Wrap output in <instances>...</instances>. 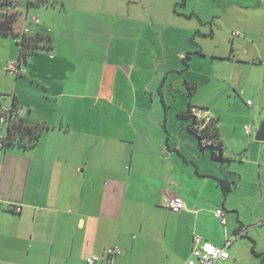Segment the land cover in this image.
Here are the masks:
<instances>
[{"label": "crops", "instance_id": "1", "mask_svg": "<svg viewBox=\"0 0 264 264\" xmlns=\"http://www.w3.org/2000/svg\"><path fill=\"white\" fill-rule=\"evenodd\" d=\"M87 1L29 5L15 0L12 31L0 33V108L14 102L25 123L42 127L34 145H0V264H87L85 258L92 254L101 258L96 264H105L109 247L119 249L111 264H185L195 235L223 246L238 232L241 235L227 246L228 258L217 264H264V242L257 251L262 254L255 253L259 260L245 254L258 245L251 229L264 226V141L251 140L256 113L262 111L247 99L252 119L237 127L223 111L205 103L215 119L223 160L198 156L189 137L178 132L183 128L182 109L171 105L164 89L175 68L169 41L163 37L165 29H170L171 42L207 35L193 26L194 21L262 27L259 34L264 37V0H209L202 10L186 2L180 11L173 8L179 0H172L173 16L160 30V45L146 44L144 21L133 25L127 19L122 39L133 45L132 53L117 58L125 62L121 68L111 64L99 72L89 66L90 41H81L70 30L74 24L97 26L93 11L102 4L96 8ZM2 7L0 11L7 10ZM22 30L51 39L49 47L33 52L23 63L13 40L6 38L11 33L17 40ZM236 42L245 47L240 39ZM176 52L182 60L188 55L189 64L193 52ZM255 54L246 51L247 59L238 60L255 59L259 52ZM109 55L100 58V64H110ZM9 59H18L24 74H3L1 67ZM239 63L240 70L229 78L232 86L239 84L234 74L246 69ZM103 80L108 85L101 94ZM194 84L190 81L186 87L193 90ZM192 124L191 118L186 128ZM249 124L252 131L247 135L244 125ZM1 128L0 136L5 134ZM216 178L232 183V189L224 195ZM174 194L185 202L179 213L164 204ZM144 206L155 210L144 212ZM219 207L226 212V225L214 213ZM158 208L167 209L169 217L161 218Z\"/></svg>", "mask_w": 264, "mask_h": 264}, {"label": "rangeland", "instance_id": "2", "mask_svg": "<svg viewBox=\"0 0 264 264\" xmlns=\"http://www.w3.org/2000/svg\"><path fill=\"white\" fill-rule=\"evenodd\" d=\"M171 1L172 0L87 1L91 6L95 5L96 8L102 4L103 8L93 11L97 15V26L93 28H85L74 24L70 30L72 34L80 37L81 41H90L89 52L92 58L89 62V66L91 67V70L94 72V69H97L99 72L102 66L103 70H108L112 68L111 64H115L121 68V64L125 63L124 60L117 58H120V54H131L134 48L128 41L122 39L124 38V32L121 30L127 25L128 20L130 23H133V25L137 24L138 21H144V39L146 44L153 45L157 43V45H160L158 44L159 34L161 33L160 30L164 25L169 24L170 18L173 16L170 8ZM186 2L187 5L202 10L203 7L209 3V0H179L173 4V8L180 11L185 8L184 4ZM0 7H2L1 4ZM3 8L4 7H2V9ZM32 10L34 9L31 6L29 15ZM204 12L205 11H203V13ZM177 18H179L178 20L181 21L182 24L184 23L183 19L180 17ZM192 24L201 31L207 32V35L197 33L193 34L191 38L178 37L171 42V34L169 33L170 29H165L163 32V37L169 41V43H166V46L171 50L169 53L171 57L170 62H172L173 67L175 68V71H172L171 76L168 78L166 85H164L166 93L170 95L171 105L180 107V109H182L181 111L185 112L188 109V105L191 104V110L195 114H199L203 113L206 109L209 110L204 104L210 103L212 106L225 113L224 117L228 118L231 126L236 125L238 127L239 125L242 126L244 121L248 120L249 122L252 119L250 116V107L248 106L247 108L246 105V101L249 99L250 102H253L257 111H262L261 114L256 113L258 120H256V123L253 125V128L256 129L259 122L264 119L262 118L264 117V37L259 34L262 27L255 26L254 28H245L239 25L214 22L206 25H199L195 21ZM184 28L186 27L184 26L183 29ZM66 29L68 28L63 27L64 33H66ZM243 36H247L252 40V44L246 43ZM6 38L13 40L12 42L15 45V51H17L18 45L16 44L15 37L10 33ZM112 38L114 39L112 40ZM237 39H240L241 43H246L245 47H247V50L245 47H242V44H237ZM82 45L84 44L82 43ZM177 49H181L184 52L187 50L193 52L191 53V57H189V64L187 67L182 58L175 54L177 53ZM200 49H202L204 53H199ZM109 51L110 64H100V58L105 56ZM246 51L252 56L256 52H259V54L254 56L255 59L248 58V60H246L247 62L244 60H238L247 59ZM213 52L219 54L212 55ZM239 62H242V65L246 66V69H242L241 75H238L240 73L234 74L239 84L232 86L229 82V78L232 77V73L240 70L239 68L241 65L239 64L241 63ZM261 62L263 65H260ZM85 66L86 65H83V70L85 69ZM1 72L5 74L2 67ZM201 74L208 75V78H204ZM171 77H174V84H172ZM192 80H196L197 83L192 82ZM190 81L191 83H195L193 85L194 88L192 94H188V88L186 87V84ZM102 84L99 93L104 94L106 90L105 86L107 87L108 85L107 80H103ZM18 90H20V86L18 87ZM82 91L84 92V90ZM239 91L242 92L241 94L244 93L247 96H242ZM5 101H10V95L6 97ZM99 104H101V102H99ZM190 120V117H181L180 121L183 122V128L178 130V127H176L178 132H181L185 137H189L187 142L194 146L198 156L205 153L206 156L212 160V150L202 143L200 144V147L197 144L198 139L196 135L187 130L185 124L186 122H190ZM161 130L166 132L164 125H161ZM253 137L254 135L251 136L252 141H254ZM160 157L163 158L161 155ZM146 210L149 212L155 210V208L144 206L143 211L145 212ZM156 212L161 218L165 219L170 215V212L167 209L158 208L156 209ZM244 214L246 215V213ZM263 232V225L259 228L251 229V233L259 238L256 250L254 249L253 251L252 248L249 247L245 251V254L248 258H251V260H259L261 258L257 255L255 256V253L257 254V251H261L259 250V244L264 242ZM248 237L249 236H245L243 238ZM227 250L231 252L229 247ZM242 253L244 254V251H241V254ZM229 260L225 263H228Z\"/></svg>", "mask_w": 264, "mask_h": 264}, {"label": "trees", "instance_id": "3", "mask_svg": "<svg viewBox=\"0 0 264 264\" xmlns=\"http://www.w3.org/2000/svg\"><path fill=\"white\" fill-rule=\"evenodd\" d=\"M3 3V7L7 8V10L0 11V33L6 34L7 32L12 31V21L15 19L17 14V9L10 6V3L15 0H1ZM16 3V2H15ZM29 5H40V4H50L49 0H27ZM17 7V6H16ZM16 13V14H15ZM19 55L18 58L22 62H26L27 58L35 51L43 47H49L51 45V39L49 35H27L22 34L20 41H17ZM188 55L184 57L183 61L185 65H188L187 62ZM193 90L189 88L188 94H192ZM14 100V98H13ZM1 105V103H0ZM12 108H17L15 103L13 102L10 105ZM10 107V108H11ZM190 107H192L190 105ZM5 115V116H2ZM183 117H191L193 120L192 125H187V129L194 133L197 137H202L204 134L210 139L211 146H220L219 134L217 131L215 119L213 123H210L206 129L203 131H198V128L195 127L197 120L195 119V115H193L191 108L187 111L180 113ZM0 117L4 118V121H0V129L1 125L5 127V134L0 136V142L2 141V147L4 148L8 143L16 142L17 144H21L23 146H31L36 143L38 138L42 133V127L38 125H29L25 123L20 116H13L9 111L4 113V111L0 108ZM3 139V140H2ZM216 181L220 188L222 189V193L225 195L232 189V183L228 182L223 178H216ZM261 255L262 253H257ZM263 264V262H261Z\"/></svg>", "mask_w": 264, "mask_h": 264}, {"label": "built area", "instance_id": "4", "mask_svg": "<svg viewBox=\"0 0 264 264\" xmlns=\"http://www.w3.org/2000/svg\"><path fill=\"white\" fill-rule=\"evenodd\" d=\"M10 6L13 8H16L15 1L10 3ZM37 21V20H36ZM26 30L20 31V38L22 34H25ZM20 38L16 40L20 41ZM3 70L5 73L9 75H15L19 76L21 74H24L25 68L21 66V63L18 59H9L5 62ZM11 107V106H10ZM10 107H3L1 108L4 113L10 112L13 114V116H19L20 110L18 108H10ZM193 115H195V119L197 120V123L195 124V127L198 128V131H203L204 129L209 126L210 123L214 122V117L209 113V111L206 109L203 113L195 114L192 111ZM5 116V115H2ZM0 121H4L3 117H0ZM251 126L244 125V132L247 135L251 134ZM3 140V139H2ZM201 143L206 146H210L211 142L210 139L207 138V136L204 134L202 137H200ZM3 142H0V145H2ZM165 206L168 208V210L171 213H179L183 209H185V202L183 198L180 195H172L165 199ZM215 215L219 218L220 222L223 225H226L227 223V216L226 212L223 208H217L214 211ZM241 232L236 233L232 239L227 238L223 246H215L211 244L210 242L202 240V238L199 235H195L193 237L194 246L191 249V254L189 258L185 261V264H217L218 260L222 259L225 260L228 258V252H227V246L231 243V241L236 237V235H241ZM119 253V249L117 247H109L106 249L105 252V264H111L113 256L117 255ZM99 261H101V258L99 255L92 254L88 255L85 258V262L87 264H96Z\"/></svg>", "mask_w": 264, "mask_h": 264}, {"label": "water", "instance_id": "5", "mask_svg": "<svg viewBox=\"0 0 264 264\" xmlns=\"http://www.w3.org/2000/svg\"><path fill=\"white\" fill-rule=\"evenodd\" d=\"M197 137V136H196ZM198 141L197 144L200 146L201 140L199 137H197ZM254 140L256 141H264V119L261 120L254 132ZM212 150V160L216 162H220L223 160L222 157V149L215 146H206ZM203 151V150H202Z\"/></svg>", "mask_w": 264, "mask_h": 264}]
</instances>
